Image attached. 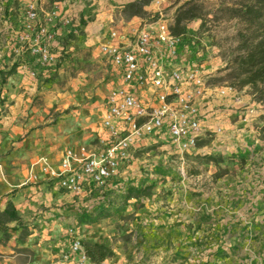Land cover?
<instances>
[{"label": "rangeland", "instance_id": "374dc122", "mask_svg": "<svg viewBox=\"0 0 264 264\" xmlns=\"http://www.w3.org/2000/svg\"><path fill=\"white\" fill-rule=\"evenodd\" d=\"M117 1L122 0H38L41 22L57 13L50 26L56 33V44L50 46L54 62L43 65L28 50L19 54L17 36L28 1L0 0V129L2 120L14 116L19 133L13 140L15 158L22 159L27 150L23 188L36 175L40 157L57 161L66 149L104 148L102 113L118 74L101 46L113 31L129 37L134 28L154 30L157 22L154 0L138 17H130L124 12L128 4ZM188 1L201 5L203 17L185 24L178 55L165 56L163 66L197 71L207 90L230 87L234 95L221 98L213 92L201 102L205 133L194 150L178 152L165 126L135 142L112 187H85V182L84 192L74 195L56 183L55 191L65 196L56 208L63 218L57 212L48 221L41 212L29 217V228L25 220L15 241L29 248L16 245L8 248L12 253L5 251L16 255L15 264H46L50 255L42 244L59 236L68 247L73 238L83 246L110 247L114 255L107 264H264V104L252 88L240 89L227 79L240 27L220 13L238 0H168L161 7L164 19L173 23L177 9ZM13 63L24 68L12 70ZM11 77L16 79L7 85ZM152 99L144 102L150 105ZM2 156L5 160L8 154ZM204 156L222 162H206ZM41 174L40 179L46 176L39 169L36 176ZM130 188L143 195L131 193L126 199ZM43 221L50 225L48 232L40 226ZM7 224L6 231L16 230L11 224L17 223ZM12 239L0 232V246Z\"/></svg>", "mask_w": 264, "mask_h": 264}, {"label": "built area", "instance_id": "2783aa9c", "mask_svg": "<svg viewBox=\"0 0 264 264\" xmlns=\"http://www.w3.org/2000/svg\"><path fill=\"white\" fill-rule=\"evenodd\" d=\"M27 1L23 31L17 36L19 54L28 50L38 57L41 64L53 63L50 46L56 33L50 30V26L56 22L57 13H48L41 22L38 0ZM167 2L154 0L151 3L157 15L154 30L134 28L129 37L113 31L108 43L101 46L119 79V85L109 92L106 99L102 126L107 139L100 142L104 148L98 152L86 151L85 148L67 150L57 168L45 159L40 165L41 172L56 181L64 191L79 195L84 192L87 181L98 187L114 181L121 166L128 161L129 151L135 142L161 131L165 126L178 152L194 150L205 133L199 111L201 102L213 92L221 98L234 95L230 87L207 90L197 71H168L164 68V57H176L180 44V37H174L170 32L172 21L165 20L161 12V7ZM144 90L149 91L153 98L151 107L135 93ZM30 179L36 181L37 176L31 174ZM69 232L71 234L72 229ZM46 264L93 263L81 241L73 238L67 251Z\"/></svg>", "mask_w": 264, "mask_h": 264}, {"label": "trees", "instance_id": "16d2710c", "mask_svg": "<svg viewBox=\"0 0 264 264\" xmlns=\"http://www.w3.org/2000/svg\"><path fill=\"white\" fill-rule=\"evenodd\" d=\"M148 0L136 1L128 4L125 11L130 17H138L144 13ZM222 18L229 21L235 20L239 25L236 35L237 54L229 62L227 79L240 89L250 87L255 92L257 99L264 104V0H238L231 6L220 10ZM203 17L202 7L195 1H188L180 6L175 14L170 32L174 37H180L185 32V24L191 20ZM264 131V114L261 117ZM197 143V147H198ZM206 162L219 164L220 158L204 156ZM131 193L143 195L139 188H130L126 199ZM18 216L12 206L7 205L0 212V232L5 233V225L17 222ZM86 254L93 264H98L111 257L113 251L110 247L101 244L84 245Z\"/></svg>", "mask_w": 264, "mask_h": 264}, {"label": "crops", "instance_id": "0c3cea01", "mask_svg": "<svg viewBox=\"0 0 264 264\" xmlns=\"http://www.w3.org/2000/svg\"><path fill=\"white\" fill-rule=\"evenodd\" d=\"M131 2H134V0H122L121 2L117 1V4H123L125 6ZM121 7H123V6H121ZM108 41L109 40L107 39L106 42H108ZM55 44H56V42L53 43L52 45L54 46ZM18 60H20V59H18ZM19 65L21 66V68H24V66H23L24 64H19ZM21 68H17L14 63L11 64V67H10V69L17 70L19 72L21 71V70H19ZM27 68H28V66H27ZM1 70H2V68L0 67V71ZM15 79L16 78H14V77L9 78L7 80V85L12 83ZM115 84L117 86L119 85V79L118 78H117ZM135 93L140 97L142 95L143 98L141 97V99L143 101H147L151 98V95H150L149 91H147V90L135 91ZM105 112H106V105H105V109L102 113V118L105 115ZM7 120H8V122H7ZM14 121H15L14 116H12V117H8L7 119L2 120V122H1V124L2 123L3 124H2V128L0 129V133L2 131H4L5 134H4V136L0 135V167H1L0 169L4 170L3 171L4 174L0 170V212L3 211L7 205H10V206H12L14 211L16 212V214L18 216V221L15 222V223H17L16 225L11 224V228L14 225V226H16V230L7 229V231H6L7 233H9L12 236L13 239L10 240L9 242H7V244L5 246H0V253L3 254V255H0V264H15L16 255H12V254L8 255L7 253H5V251H7L9 247H11V246L16 247V245H17V248H29V243L26 244V242H24L23 245L19 244L20 242H16L15 238H17V234L20 231V227L22 226L23 222H25V220L29 221L28 222L29 224L28 223L26 224L28 226V228L31 226L30 220H32V218H29L30 216L33 217L36 214L43 212V214H44L43 218H47L48 221H52V217L54 216V214H56L58 212L60 214V217L63 218V216H62L63 213H61L60 210L56 209V208H58L59 205L64 202L65 196L62 194H59L58 192L55 191L56 190L55 188H57V187H56V182L53 179L49 178L47 175L40 179V177L42 176V174H41L37 177V181H31L30 179H28L27 180V188H23V186L25 185L23 180L28 175L27 174L28 165L26 166L27 150L25 148L23 149V158L22 159L15 158V145H16V143H14L13 140L17 136V134H19V133L16 131L18 129H16L15 126L13 125ZM101 130H102L101 133L103 134L102 139L103 140L107 139L105 136V132H104L103 127L101 128ZM6 133H7V135H6ZM6 153L8 154V156L5 160H3L2 155L6 154ZM63 154H62V156H63ZM62 156H60V158L57 161L50 160L46 157H40V158L47 160V162L52 167L57 168ZM35 163H33L32 165H34ZM26 168H27V170H25ZM39 169H40V167H35L33 169L34 170L33 173L38 175ZM15 174H21L22 178L23 177H25V178H23L22 180H19L18 177L14 176ZM114 182L115 181H111L110 183H108V186L106 188L112 187ZM29 185H32V186L36 185L37 187H32ZM90 185H93V184L91 182L87 181V183L85 184V187H89ZM47 189H51V190L49 191ZM47 207H49V208H47ZM139 214H141V213L139 212ZM60 217H58L57 220ZM48 221H43L40 224V226L45 225V231L50 229V225L47 224ZM9 226L10 225L7 224L8 228H9ZM28 237H31V235H29ZM61 238H62V236H61ZM61 238L59 236L52 243L48 242V243L42 244L44 251L49 253V255H50L49 261H47V263L54 261L59 256L60 253L68 250V245L67 244L65 245L63 238L62 239ZM42 247H41V249H42ZM8 251H9V253H12V250H8ZM112 251H113V249H112Z\"/></svg>", "mask_w": 264, "mask_h": 264}]
</instances>
